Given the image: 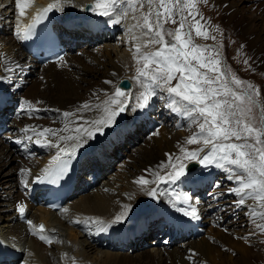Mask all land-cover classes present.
Returning <instances> with one entry per match:
<instances>
[{"label": "bare ground", "instance_id": "6f19581e", "mask_svg": "<svg viewBox=\"0 0 264 264\" xmlns=\"http://www.w3.org/2000/svg\"><path fill=\"white\" fill-rule=\"evenodd\" d=\"M212 1L215 5L217 0ZM69 2L74 6H68ZM87 2H94V0H63L68 10H71V14L64 13L57 24L69 25L75 32L76 39L81 38L80 33L83 27L80 26L88 25L92 31L90 34L92 43L95 42L92 40L95 33L103 36L108 30L112 34L117 30H122V38L128 41L129 47L126 46L124 50L122 49L121 54L117 53L116 58L113 57V51L110 50L112 47H106L103 54L100 51L82 49L75 52L74 50L70 51L62 62L44 67L38 66L21 47V39L15 34L16 26L17 24L22 25L28 16L43 5L54 4L56 0H34V3L25 10L23 16L19 15V10L15 7V0H0V28L1 25L5 27L0 29V77H7L0 80V106L3 110L0 112V129L2 128L1 124L15 126L16 131L10 141L16 140L21 144H27V151H29L24 154L25 160H21L19 164L17 150L10 147L9 140L2 139L0 136V188L5 189L6 193L0 197V235L10 241L17 242V246L23 254L19 264H262L264 261L261 260V254L253 255V250L256 249L253 246L255 240L253 237L259 232L254 226L251 228L254 233L251 238L247 236L250 234H247L248 231L244 228L243 232L239 234L241 239H234L231 236L222 237L223 230H217L214 234L206 232V236L202 237L201 235L199 238L184 236L176 242L169 237L165 243L162 241L148 243L144 240V235L148 234V237H151L157 230L155 224L159 221L166 233L171 229L170 233L173 236L177 234L183 236L182 231H198L199 225L205 226L211 219L207 210L197 205V198L201 197L200 194L195 199L192 198L195 190L191 186L172 188L167 184H160L158 191L165 195L154 200L136 183V180L141 176L150 181L155 180L156 177L153 175L155 172L165 175L168 169L161 165L168 164L170 156L172 163L176 162V157L181 156V151L173 146L176 141H171V133L165 126L155 130L152 135L146 133L143 138L136 137V140H139L136 143L137 147L132 150L131 154H127L128 161L124 162V169H121L114 176L113 181L108 183L111 188L110 193L96 186L97 188L89 190L80 198L66 201L64 209H68L67 212L64 209L55 213L45 209H31L29 217L33 224L38 221L47 222L49 229L46 235L53 237L51 244L41 243L39 237L32 234L29 225L26 226L17 220L12 207L25 199L26 189L37 176L42 174L43 169L53 162L58 151L54 147H44L42 144L35 143L37 138L42 141L43 138L37 137L31 131H21L22 129L36 128L37 131L49 127L62 129L65 123H68L71 128L75 126L80 115H83L88 121L98 118L102 113L94 106L114 94L121 78H128L133 82V89L127 92L131 97L128 110L116 117L114 125L104 128L102 134L96 133L94 139L89 140L84 147L76 152L82 157L83 166L80 170L85 171L87 167L93 169L90 165L94 163L100 167L102 173L107 171L108 165L105 164L104 159H109V163H111L112 157H118V151L122 144L132 143L126 138L128 132H133L140 122L147 125V130L150 127L156 128L155 122L152 121L157 118L155 113L152 114V117L148 114L151 105L156 106V104L153 105L154 97L147 108L132 110L135 105V97L143 90L132 79L136 72V64L132 55L135 41H130L128 28L134 25L131 21L133 15L129 12L122 24H113L111 17L100 16L97 13L94 19H89L86 14L85 19L76 16L74 9L83 7ZM76 4H78L77 7H75ZM232 4V7L236 6V1ZM226 6L222 5L221 8ZM236 13H229L230 18L233 15L232 21L235 24L243 25L247 34L255 36V25L250 26L244 16L237 17ZM244 23L247 25L245 26ZM11 24L12 26H10ZM77 25H79L78 28ZM133 31L140 35L138 30L134 29ZM254 39L256 40L255 37ZM114 48L117 50L116 46ZM258 53L259 51L256 49L253 55H258ZM9 68L13 71H7ZM126 72L129 73L128 76H126ZM106 81L112 83H106ZM25 100L32 102L37 110H29L24 105ZM84 103L93 105L92 110L77 112V109ZM164 104L159 106L160 112L164 108ZM6 105L9 106V112L15 105H19L20 109L14 110L10 114L7 110L4 111ZM19 112L21 115L18 117ZM64 112H75L76 116L66 118L63 115ZM124 116L126 122L123 120ZM158 118L157 121L160 122V125H164ZM185 119V122H179V126L187 131H182L187 138L189 137L188 133L192 135L198 131V128L195 125H190V121ZM79 123H84V121H79ZM116 126H118L117 129ZM28 136H31L32 140H28L26 138ZM49 138L57 142L55 137ZM61 145L70 147L71 142L68 145L61 142ZM187 146L194 147V150L201 147V145L188 144ZM43 157L46 159H42ZM22 169L28 171L22 172ZM25 182H27V186H25ZM148 187H156V185L151 184ZM171 192L187 194L191 198L190 203L197 208L199 219L186 217L182 212L173 208L169 203L170 196L167 194ZM124 205H131L127 218L123 223L113 225L106 231H98L99 225L90 220V218L99 219L107 224L124 211ZM177 207H188V205L178 204ZM244 207L249 210V202H246ZM142 213L159 214L161 218L159 221H142L139 223L140 228L134 230L136 218ZM231 213L232 210L226 211V214L221 213L215 220L217 221L216 226L223 228L226 223L231 225L233 220L229 221L225 217ZM77 220L80 223H74ZM182 225H186L187 228L180 229ZM114 226H116L115 230ZM127 228L132 230L131 234L127 233ZM227 232L229 230L226 228ZM228 235L231 233L229 232ZM167 236L162 237L161 235L158 239H165ZM245 236L247 239L242 238ZM143 240L144 244H141ZM145 243L157 244L156 247L160 245V248L153 249L151 252L146 249ZM127 250L128 252H124Z\"/></svg>", "mask_w": 264, "mask_h": 264}, {"label": "snow or ice", "instance_id": "6c2138e0", "mask_svg": "<svg viewBox=\"0 0 264 264\" xmlns=\"http://www.w3.org/2000/svg\"><path fill=\"white\" fill-rule=\"evenodd\" d=\"M146 2L148 12L142 13L139 18L134 15L132 18L136 23L128 28L130 41H135L132 55L136 64V75L132 79L143 89L135 97L132 110L147 108L152 98L157 96L158 90L159 98L167 101L166 107L187 118L190 125L198 128L197 132L186 138V143L203 147L196 150L181 148V156L175 158V163L171 162L170 156L168 164L161 165L168 169L165 175L155 172L153 173L155 180L150 181L141 176L136 183L155 200L165 195L158 191L160 184H175L187 177L185 160L197 161L205 168L214 165L226 172L227 179L236 185L228 191L238 197L234 202L237 207L244 206L249 200L255 202L248 215L256 229L264 234V223L257 222V218L264 220V211H260L264 210V106H261L260 127H256L251 118L252 107L259 104L255 97L260 95V90L251 82L243 81L234 74L230 75L229 70L223 69L218 50H211L194 42L193 31L196 37L206 40L216 38L210 35L200 20L196 19L199 15L198 0H146ZM33 3L34 0H15V7L19 10V15L23 16L25 10ZM60 3L61 0H56V3L48 5L42 13L37 14L35 21L44 18V14L57 8ZM122 5L127 7L123 8ZM143 7L144 3L141 0H94L90 10L100 16L111 17L113 24H120L127 18L129 10L135 13ZM59 10L63 11V7L60 6ZM186 11L187 16L184 15ZM188 16L192 17V21L188 20ZM35 21L32 25L17 24L16 36L21 40L29 39ZM168 23L173 25L178 23V27L174 30L166 29L165 25ZM134 29L139 30L140 35H137ZM7 71L12 72L13 69L9 68ZM6 78L0 77V80ZM241 85L246 87L241 89ZM130 100V94L117 87L112 96L94 106L102 113L96 119L88 121L80 115L75 126L71 128L65 123L62 129L50 127L40 131L36 128L22 129L21 131H31L37 137L43 138V141L37 138L35 143L58 149L53 162L43 169L37 181L58 184L64 179L70 170V160L76 152L89 140L94 139L96 133L102 134L104 128L114 125L116 117L128 110ZM24 105L29 110H37L30 101L25 100ZM92 108L93 105L84 103L77 112L91 111ZM63 115L67 118L76 116V113L64 112ZM86 124L88 126H85ZM49 137H55L57 142ZM26 138L32 140L31 136ZM61 142L65 145L71 142V146H62ZM205 149L208 151L202 155ZM151 184H155L156 187H148ZM167 194L173 208L186 217L199 219L197 208L190 203L191 198L187 194L176 192ZM178 204L188 207H177ZM123 208L124 211L107 224L99 219L90 220L99 225L98 231H106L113 225L123 223L127 218L131 205H124ZM17 210L21 217L25 216L26 206L23 203L18 205ZM64 211L67 212L68 209ZM27 223L33 235L45 243L53 242L44 234L46 229L43 224L37 226L31 220ZM252 234L254 233H250Z\"/></svg>", "mask_w": 264, "mask_h": 264}, {"label": "rangeland", "instance_id": "374dc122", "mask_svg": "<svg viewBox=\"0 0 264 264\" xmlns=\"http://www.w3.org/2000/svg\"><path fill=\"white\" fill-rule=\"evenodd\" d=\"M235 1H236V6H234L235 7L234 8V7H232L233 6L232 3H234ZM141 2L144 3V7L141 8L139 11H137V13L140 14V16L142 13L148 12V5H147L146 0H141ZM213 3H214V1H212V0H198L197 10H198L199 15L196 16V19L200 20L201 24H203L205 26V28L209 31L210 35L215 36L216 38L214 40L213 39H207L206 40V39H203L202 37H196L195 32L193 31L192 36H193L194 42L198 45L205 46L211 50H218L220 53V58L222 59L221 67L223 69L229 70L230 75L234 74L235 76H237L239 79H241L243 81L251 82L255 86V88H258L260 90V95L258 97H255V99L259 101V104L254 105L252 107V114H251V118H252L253 122L255 123V126L260 127L261 126V116H262L261 106H264V0H217L215 2V5ZM71 5L74 6L73 4H71ZM77 5L78 4H76L75 7H77ZM217 5H219L220 7H218ZM222 5H227V6L222 9L221 8ZM122 6L127 7V5H122ZM234 11L237 12L236 13L237 17L241 16V18H242L244 16L246 18V20L249 21L250 26L255 25L254 26L256 28V31H254L255 36H252L249 33L247 34L243 25L235 24L232 21L233 15L230 18V14H234L235 13ZM239 11L242 13L239 14L240 13ZM75 12H76V14H75L76 16L82 17V14L78 10ZM65 14H67V15L71 14V10L66 11ZM135 14H136V12H135ZM184 15L187 16L188 14L185 12ZM177 20H179V14H177ZM188 20L192 21V17L188 16ZM131 21H132V24L136 23V21L133 18L131 19ZM122 23H123V20L121 21V24ZM244 24H245V26L247 25L246 23H244ZM177 27H178V23L175 25H173L171 23H168L165 25L166 29L174 30ZM4 28L5 27L3 25H1L0 29H4ZM105 33H106V35H103V36H101V34L94 35L92 40L95 41L94 42L95 44L92 43V41L90 39L91 36H87V38H86V39H88L87 42L79 44L76 51L83 49L86 51H95V52L100 51L101 54H103V51L106 47H112V49H110V50L113 51V57L116 58L117 53L121 54L120 51L122 49L124 50L126 48V46L129 47V45L127 44L128 41H126L125 38H122V36H123L122 32H121V35L119 37H117L118 33L116 32L115 37H117V38H111L112 35L110 33H107V32H105ZM254 37L256 38V40L254 39ZM89 40L91 42H89ZM259 42H260V44H259ZM115 46H116L117 50H114ZM156 47H158V46H156ZM256 49H258L259 53H258V55H253L254 52L256 51ZM245 61H247V63H245ZM128 74L129 73L126 72V76H128ZM134 74L136 75V72H134ZM173 83H175V81ZM245 87H246V85H241V89H243ZM159 97H160V93L157 92V96L154 97L155 103L153 104V105L156 104V106L154 107L151 105V110L148 114L150 117H152L153 116L152 114L155 113L154 115L157 118L160 117L158 119L164 125H160V122L157 121V118L155 117L156 119L152 120L153 122H155V124H154V125H156L155 129H152L150 127L149 130H147V128H148L147 125L144 122H140L136 126V128L133 132H128L126 134V138H127V140L131 141L132 143H130V144L125 143L126 145L122 144L121 148H123V149L120 148V150L118 151V157H112L111 163H109L110 162L109 159L107 160V162H108L107 163L108 166L106 168L107 171L103 172V177H102V179L104 178L105 180L101 179V181L99 182L100 184H98L97 187L103 189L105 192L110 193L111 188H110V186H108V183L113 181L114 176L121 169H124L123 164H124V162L128 161L127 154L128 155L131 154L132 150L137 147L136 143L139 140H136V137L139 136L140 138H143V137H145L146 133H150V135H152L153 132L155 130L159 129L160 127L165 126L169 129V132L171 133L170 139H171V141H176V143H174L173 146H176V148H178V150H180L181 147L187 148L189 150H192V149L194 150V147L190 148L189 146H187V143H185L186 135H184L183 132H187V131L185 129L183 130L182 127L179 126L180 125L178 123L179 120H177L178 114L176 112L172 111L171 109L169 110V108L165 106L167 101L165 103V100H161ZM163 104H164V106H163L164 108L160 112L159 106H162ZM8 108H9V106L6 105L4 111L7 110L8 113L11 112L10 114H12V111L14 112V110H15V108H12L11 111L9 112ZM158 112H160V114H158ZM180 117H181L182 122L186 121V119L184 117L183 118H182V116H180ZM16 120H18V119H16ZM123 120L126 122L125 116L123 117ZM175 123H178V124L175 126ZM1 127H3L2 124H1ZM117 128H118V126H116V129ZM192 132H194V131H192ZM7 134H9V133L5 132V133H3V136H6ZM188 135L190 136L191 133H188ZM6 140H7V138H6ZM12 141H16V140H12ZM133 141H136V142L133 143ZM201 147H203V145H201ZM17 148L19 150L21 149V150L27 151V147L23 146V145H19V146H17ZM204 153L206 154V152H204ZM31 155H33V154L31 153ZM31 157H34V156H31ZM42 159H46V157H43ZM18 162H19V159H18ZM201 169H203V171L212 179V181L206 180L203 183L197 184V188L199 190H202V191L205 190L207 192H211V191H213L214 187L215 186L217 187V185H218L217 188L219 189L218 190L219 198L227 206L230 207L229 210H232V213L229 215L227 214L225 217L229 218L230 216H235V219H233V222L231 223V225H228L227 223L225 224V227L229 230L231 235H228L229 232H227L228 234L226 233V228L224 226H223V228L221 226H216V228H217L216 230H219V231L223 230L222 231V237L231 236L234 239H236V238L241 239L239 234H241L244 230V222L242 220L246 221V225H245L246 231L251 230L248 228L247 224L249 222H252V220L250 219L249 215L246 213L243 215L239 214V213L245 212L246 209H244L242 206L237 207L234 203L235 200L233 199L232 196H230L232 202H225L223 200V198H224L223 196L225 194H227V192H229L228 191L229 188H228L227 184L225 183V181L223 179H221V176H219L220 173H218V172L222 171V169L216 168L214 165L209 166L207 168H205L203 165H201L199 171L192 173V174H188L189 176L184 178L182 180V182L178 181L175 184L169 183L167 185L169 187H172V188H177L178 186H182L184 188H187L188 186H191L194 189V179L190 175H195L196 173H199ZM106 172H109L108 173L109 175L107 174V176L105 177ZM215 173H217V174H215ZM231 182H233V181H231ZM4 194H6L5 189L0 188V197L4 196ZM193 194H192V198L195 199L197 195L193 196ZM203 195L204 194H200L201 197H203ZM81 196L82 195L77 196V198H80ZM211 196H213V195H211ZM211 196L204 195V198L205 197L210 198ZM201 197H199V198H201ZM237 199H238V197H237ZM201 202H202V205L207 209L208 214H210V212H213L218 217V212H216L214 209H212V207L209 206V204L207 203L206 200L201 201ZM247 202H249V208L250 209L247 210V212L249 213L251 211L252 207L255 206V203H251L250 200ZM233 207L239 208L240 210H236L234 212L235 213L234 214L233 209H231ZM224 213L226 214V211ZM238 216H240V218ZM160 218H161V216L159 214H156V215L153 213L139 214L138 217L136 218V227L134 230H138L140 228L139 223L142 221H147V222L155 221V220L159 221ZM241 218H242V220L238 221V219H241ZM260 220L261 219L258 218L257 222H259ZM132 225H133V222H132ZM158 226H160V221L157 222V227ZM251 226L255 227V225H251ZM160 228H162V227L160 226ZM198 228H199L198 231H195V232L190 231V230L189 231H182L183 232L182 237H184V236L193 237L194 233H198V232H200L202 237H203V236H206L205 233L209 229L213 230L211 224H209V223L206 224L205 229H204V225H202V224L199 225ZM169 230H171V229H169ZM207 233H209V232H207ZM260 234H261L260 232H257L256 235H254V237H253V238H255L253 246H254V248H256L255 250H253V252H254L253 255H256V254L260 255L261 254L260 255L261 260L264 261V241H263L264 240V234H261V235ZM160 235H162V237H164V235H167L163 228L160 231L155 232L153 234V238H158ZM146 236L147 235H145V237ZM247 236H249L251 238V235H247ZM168 237L170 239V235L165 237V239H153V240L151 239L148 241V243L151 241H155V243L162 241L165 243L167 241ZM174 237H175V235H174ZM214 239H216V237H214ZM144 240L146 241V238ZM144 240L142 241L143 243H141V244H144ZM70 243H67V244H70ZM153 245H155V247L157 246V244H153ZM172 246H174V245H172ZM149 247L150 248L148 249L146 246V249L150 250L151 252L153 251V249L157 250V249L153 248L152 246H149ZM158 247L160 248V245H158ZM257 248H258V251H257ZM261 249H263V250H261ZM124 252H128V250L124 251ZM224 252H227V251H224ZM131 255H133V254H131Z\"/></svg>", "mask_w": 264, "mask_h": 264}, {"label": "water", "instance_id": "95a60500", "mask_svg": "<svg viewBox=\"0 0 264 264\" xmlns=\"http://www.w3.org/2000/svg\"><path fill=\"white\" fill-rule=\"evenodd\" d=\"M92 4H89L88 7L86 8V11L89 13L90 15V18L93 17L92 15V11L90 10ZM120 88H122L123 90H128L130 88V83L127 81V80H124L121 84H120ZM192 165H193V168H192ZM197 165L196 164H191L189 166V168H187L188 171H192L194 169H196Z\"/></svg>", "mask_w": 264, "mask_h": 264}]
</instances>
